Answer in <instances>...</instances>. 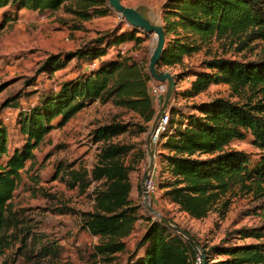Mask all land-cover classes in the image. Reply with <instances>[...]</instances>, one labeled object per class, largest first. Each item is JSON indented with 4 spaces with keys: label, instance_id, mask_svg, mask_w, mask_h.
I'll use <instances>...</instances> for the list:
<instances>
[{
    "label": "trees",
    "instance_id": "obj_1",
    "mask_svg": "<svg viewBox=\"0 0 264 264\" xmlns=\"http://www.w3.org/2000/svg\"><path fill=\"white\" fill-rule=\"evenodd\" d=\"M64 3H68L65 9L78 21L101 17L109 11L106 0H0V9L11 6L38 12L55 11ZM160 23L164 45L156 64L158 69L178 64L184 56L213 43L222 51L227 47L239 53L250 42H264V0H166ZM139 34L143 32L126 24L122 31L114 28L77 50L65 52L62 59L49 56L40 71L62 69L71 58L82 61L83 69L63 81L56 92L44 93L36 104L17 111L14 123L23 139L20 147L9 151L8 130L0 123V254L16 240L19 220L10 200L20 173L26 162L31 163L33 150L52 129L63 126L82 108L98 101L134 112L141 119L134 125L135 133L146 131L161 102L160 98L156 105L150 94V85L155 81L129 58L100 60L112 46L140 42ZM92 63L95 66L90 68ZM202 68L191 73L193 79L188 87L173 90L172 96L189 99L211 85L224 84L235 100L215 97L201 102L195 106L196 113L182 118L185 123L173 119L174 106L170 103L172 132L157 143L158 149L165 151L158 154V179H164L157 184L162 190L161 198L195 220L205 218L212 210L221 218L229 206L226 195L234 187L264 197V153L250 167L245 154L229 148L232 141L249 137L254 148L264 151V54L253 61L213 55L202 61ZM171 76L176 84V76ZM19 96H8L1 108H17ZM128 129L126 124L118 122L94 128L92 140L103 143L95 164L88 173L71 168L65 172L69 188L84 191L91 182L101 184L93 189L92 209L80 213L79 221L90 235L97 237L93 256L102 263H110L115 254L126 251L124 239L142 217L138 205L129 199L128 175L132 167L123 161L133 145L108 143ZM137 151L142 158L143 152ZM148 217L136 243V251L142 249V255L137 256L134 251L124 264H201L202 261L203 264H264V223L236 228L213 244L200 242L182 228L197 244L195 248L158 219ZM232 239L254 242L236 243ZM49 247L41 246L40 252H50Z\"/></svg>",
    "mask_w": 264,
    "mask_h": 264
},
{
    "label": "rangeland",
    "instance_id": "obj_2",
    "mask_svg": "<svg viewBox=\"0 0 264 264\" xmlns=\"http://www.w3.org/2000/svg\"><path fill=\"white\" fill-rule=\"evenodd\" d=\"M165 1L120 0L123 5L135 7L159 23ZM66 4L68 3L55 11L38 12L11 6L0 9V123L8 130L9 151L16 146L20 147L23 142L14 123L17 111L36 104L44 93L56 92L63 81L78 74L84 65L82 61L71 58L62 69L40 71L47 58L56 55L62 59L65 52L77 50L105 32L114 28L122 31L125 28L122 18L108 5L109 11L106 15L78 21L73 13L65 9ZM3 18L7 20L2 21ZM139 36L141 41L138 43L127 41L108 48L100 60L126 57L147 71L154 35L143 33ZM263 54L264 42L259 40L250 42L239 53L227 47L222 51L213 43L190 56H184L178 64L162 66L159 69L176 76L174 90H183L193 79L191 73L203 69L202 61L213 55L253 61ZM16 94H20L17 108H1L5 98ZM215 97L235 100L230 96L226 85H211L193 98L184 99L180 95H171L170 103L174 106L171 115L174 120L185 123L182 118L196 113L197 104ZM52 122L55 124L56 120ZM110 122L123 123L129 128L126 132L112 137L108 143L133 145L123 156V161L132 167L128 175L131 185L129 199L138 205V214L142 217L135 223L132 233L124 239L126 251L115 254L114 261L102 263L93 256L97 237L90 235L79 221L80 213L92 209L93 189L99 184L91 182L84 191H80L78 187L69 188L65 172L69 168L89 172L103 145L102 142L92 140L91 131ZM140 122L141 119L134 112L114 107L109 102L94 101L74 114L63 126L52 129L42 139L33 150V160L31 163L26 162L21 171L10 200L11 209L17 212L19 223L16 240L0 254V264H124L127 257L136 251V243L147 224L145 217L155 219L145 209L144 196L140 191L147 176L154 184V190L147 198L150 207L169 219L170 223L186 229L200 242L213 244L236 228L260 226L264 223V197L254 196L238 187L232 188L226 195L229 206L221 218L212 210L203 219H191L178 211L175 205L161 198L162 190L157 188V184L164 179H158L159 152L156 153V168L153 170L152 166V170L147 172L145 135L150 122L147 123L144 133L136 134L134 125ZM171 128L166 136L171 134ZM154 148L157 149L158 144ZM229 148L245 154L250 167L264 153L250 144L249 137L232 141ZM137 150L143 152L142 158L138 157ZM100 186L101 184L98 187ZM231 242L247 243L254 240L232 239ZM43 245H49L50 252H40ZM142 253V249H137V256Z\"/></svg>",
    "mask_w": 264,
    "mask_h": 264
},
{
    "label": "water",
    "instance_id": "obj_3",
    "mask_svg": "<svg viewBox=\"0 0 264 264\" xmlns=\"http://www.w3.org/2000/svg\"><path fill=\"white\" fill-rule=\"evenodd\" d=\"M106 2L109 8L115 11L127 25L142 31L144 34L154 35V44L150 49V55L147 63V72L151 79H153L154 81L164 83L165 89L161 97L160 105L156 109L145 135V151L148 158V172L152 170L153 166V154L151 150L152 133L159 118L162 117L163 112L169 107L170 98L175 87V82L171 74L166 71H161L156 67L164 45L163 28L161 23L148 18L143 14L141 10H138L135 7L123 5L120 0H106ZM143 203L145 209L153 214V216L158 219L164 226L171 228L174 232L191 243L195 248H198L197 244L193 242L191 236L184 232L182 228L170 223L168 220L164 219L156 210L152 209L146 196H144L143 198ZM198 251L200 256L203 258V253L199 249ZM201 264H203V261L201 262Z\"/></svg>",
    "mask_w": 264,
    "mask_h": 264
},
{
    "label": "built area",
    "instance_id": "obj_4",
    "mask_svg": "<svg viewBox=\"0 0 264 264\" xmlns=\"http://www.w3.org/2000/svg\"><path fill=\"white\" fill-rule=\"evenodd\" d=\"M90 68L94 67V63H92ZM165 85L164 83L160 82H153L150 85V94L153 97V100L156 105L159 104L160 98L162 97V94L164 92ZM158 108V107H157ZM156 108V109H157ZM169 119H170V113H169V107L163 112V115L161 118H159L158 122L156 123V126L154 128V131L152 133V142L154 144H157L161 141H163L166 138V134L169 132ZM148 175V173H147ZM154 190V184L150 177L144 178L140 191L143 196H146L148 198V194L152 193ZM198 262L199 259L197 258Z\"/></svg>",
    "mask_w": 264,
    "mask_h": 264
},
{
    "label": "crops",
    "instance_id": "obj_5",
    "mask_svg": "<svg viewBox=\"0 0 264 264\" xmlns=\"http://www.w3.org/2000/svg\"><path fill=\"white\" fill-rule=\"evenodd\" d=\"M154 146H155V144L153 142H151L152 154H153V170L156 168V153L163 151V150H160L158 148L155 149Z\"/></svg>",
    "mask_w": 264,
    "mask_h": 264
}]
</instances>
